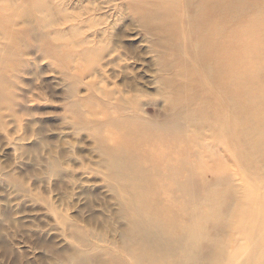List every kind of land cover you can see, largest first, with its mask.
I'll return each instance as SVG.
<instances>
[{
  "label": "bare ground",
  "instance_id": "6f19581e",
  "mask_svg": "<svg viewBox=\"0 0 264 264\" xmlns=\"http://www.w3.org/2000/svg\"><path fill=\"white\" fill-rule=\"evenodd\" d=\"M10 1L15 8L21 0ZM31 3L22 13L31 16L35 4L44 34L59 36L62 30L57 26L66 20L69 34L59 40L69 45L70 68L79 72H73L72 78L81 80L85 90L71 92L72 103L85 109L80 123L95 128L87 138L93 141L90 149L99 154L79 168L102 177L98 184L107 193L106 197L101 194L103 212L93 218L102 216L104 225L98 227L81 216L72 219L68 212L89 201L87 196H95L89 187L97 184L72 178L70 189L76 202L62 197L73 161L55 149L49 176L60 180L53 185L58 196L51 203L42 201L55 215L54 223L63 226L65 237L90 250L64 251L62 262H67L63 264H264V82L258 81L264 78V0ZM13 14L18 16L17 11ZM11 16L0 11V20ZM148 53L155 54L157 72L151 70L154 76L150 75L158 86L154 93L149 81L132 78L136 71L129 64L128 56L142 58ZM142 63L148 66L151 61ZM110 79L122 85L110 87ZM90 100L95 101L93 105L82 104ZM150 112L176 118L175 127L149 126ZM87 138L64 141L77 152L79 146H87ZM215 145L223 148L224 166L213 156ZM77 153L80 159L86 158ZM213 232L221 237L212 236ZM238 240L246 241V246H235ZM203 242L211 256L202 255ZM118 249L124 258L116 257ZM103 255L113 258H98Z\"/></svg>",
  "mask_w": 264,
  "mask_h": 264
},
{
  "label": "rangeland",
  "instance_id": "374dc122",
  "mask_svg": "<svg viewBox=\"0 0 264 264\" xmlns=\"http://www.w3.org/2000/svg\"><path fill=\"white\" fill-rule=\"evenodd\" d=\"M19 1L20 0H18V2ZM31 2L32 0H21L18 3L17 7L12 8V2L10 0H0V11L3 12V14H7L9 11V13L12 15L10 19L3 18V20H0V27H3L2 30H4L3 32L0 31V264H63L65 263L66 259H64V262H62L61 254L64 251L75 250L77 248L83 249V251L85 252H88L90 250L88 248H82L81 246H79V243L76 240L68 238L67 236V238L65 237V230L63 231L62 228L63 226L54 223L56 222L55 215L51 211L50 207L48 208V204L42 201V199L45 198L48 199L51 203L53 200L56 201L58 196L56 195V192H53V185L60 180L49 176L51 156L56 151H64L68 159H71L73 161V163H71L70 165L71 173L69 172L68 177L65 178L66 183H64V185L67 191L64 190L61 193L62 197H65L67 201L72 203L76 202V196L73 195V192L70 189L73 188V182H71L72 178H80L83 183L84 181H90L97 184L94 188L89 187L92 194L95 193V196H87V198H90L89 201H86L84 204L77 205L79 209L73 208L68 212L69 216H72V219H76V216H81V219L86 222L89 219L94 220L93 218H95V215L97 216L100 214V212H103V201L105 200L101 199V194L103 192V195L106 197L107 193L104 192L105 189L98 184L101 182L102 177L93 173H88L79 168L82 164L85 165L88 164V162H90L91 160H94L93 158H91V156L94 155L99 157V154L90 149L89 143L92 144L93 141L90 138H87L89 135L94 133L95 128H88L80 123L86 117L85 109L77 107L72 103L73 98H75L71 96L73 94V91L75 93H83L85 92V90L84 87H82L81 80L79 82L78 79L72 78L73 72L77 74L79 72L73 70V68L71 70L70 68L71 50L70 47L68 48L69 45L66 43V40H59L60 38L69 34L66 33V29L68 28L65 22L66 20H61L60 22H64V25H58V28L55 27L58 30H62H59V36L53 33L44 34L41 23L39 22V15L35 8V4L33 5L34 8H32L31 10V12L34 11L31 13V16H26L22 13V11L24 12V10L30 9V7L32 6H30V4H32ZM123 2H125V0H123ZM79 6L82 7L84 5L81 6L79 4L78 7ZM13 11H17L18 16H15V14H13ZM122 24L123 23L120 22L119 26L121 28H123ZM6 29H8L9 31L7 32L8 34H5L7 31ZM134 29L136 33L139 34V32H137V28ZM11 31H13L12 34ZM19 36L21 39L19 38ZM140 36L144 38L142 34ZM67 38L69 39V36ZM55 39H58L59 41L56 42ZM46 40L49 44L46 43ZM50 43H52V46L54 44V50L50 46ZM57 43H59V45ZM62 43L64 45H62ZM47 46L51 48H49L50 50L48 54L44 53V50L45 52L48 51ZM52 50L53 53L56 54L54 57ZM21 51L23 52V54ZM50 52L53 55H51ZM21 54V58L23 59V61L25 60L24 58H26L24 62H22V59L20 60L19 55ZM152 54L153 53H148V57L142 56V58H140V55L135 57H128L130 58L129 64H131V67L133 66L134 70L136 71V74L132 78L139 82L141 81V79L144 81H149L148 83L150 85H148L150 87V92L152 91L151 93H154V91L157 90L158 86L154 83V77H150V75L154 76V73L151 70L157 72V68L154 65L155 54ZM32 55H37V57ZM63 56H65V58ZM27 57H30V60ZM143 59H146L149 62L151 61V63L148 66H145L142 63ZM30 61L31 64L27 63ZM67 62L68 64H66ZM20 65H23L25 68L22 66L19 67ZM27 66H29V68L31 69H28ZM34 67L39 71H37ZM17 68L20 69L18 70ZM21 68L23 69L22 71ZM14 73H16L17 75ZM258 81L264 82V78L263 80L258 79ZM33 83L37 86L32 87ZM114 83L119 86L122 85L121 81H114L113 79H110L108 85L110 87H114ZM32 88H34V91ZM35 91L36 93H34ZM40 92L42 93V95ZM49 92H52L53 94H50ZM6 94L8 95V97ZM20 94L22 97L20 96ZM29 95H31L32 97ZM40 99L43 100L41 101ZM32 101L34 103H32ZM90 101L91 102L85 101L82 104L85 106L88 103L93 105V102H95L94 100ZM72 104L75 107H73ZM155 105V108L158 109L159 106L157 105L159 104L155 103ZM151 108H153L152 111L154 112L155 108ZM153 112L148 113L151 118L146 119L150 122L147 123L149 126L159 125L164 127V125L167 124L172 126L176 125V123L174 124V120L176 118L166 119L168 116L156 117ZM163 112L166 113L167 108L163 110ZM23 113L26 115H24ZM23 116L26 117L24 118ZM71 120H74L76 124H71ZM69 122L70 124H68ZM33 124L35 127L33 126ZM67 125L68 127H66ZM75 129L77 130L76 132H74ZM35 132L37 135L35 134ZM110 132L112 131L110 130ZM146 132L148 133L150 132V130ZM73 133L76 134L73 135ZM107 134H109V132ZM76 136L78 138H76ZM83 137L87 138L88 140L87 146H79L77 152L81 151L83 155L85 154L86 158L80 159V157L77 156L78 153L76 152V149H73L70 145H66L64 139L82 140ZM183 148H185V145H183ZM220 148L222 150H220ZM212 150H214L213 156H216L214 158L216 159L217 163H219L220 166H224L225 164L223 165L224 155H222V146L215 145L212 147ZM16 151L17 153L19 152V154H16L17 156L15 155ZM73 153L74 155H72ZM221 159L222 161H220ZM15 161L16 163H14ZM46 166L48 167V169L46 168ZM226 168L232 170L230 166H227ZM236 171L237 168L235 169V173ZM87 186L88 185H86V189L88 188ZM88 202L90 205L88 204ZM52 214L54 216H52ZM103 215L107 218L110 217L107 213ZM108 219L112 220L113 218ZM105 221L106 220H104L101 216L96 218L93 222L95 225L98 224V227H101L102 225H104L103 223H105ZM79 223L80 225L84 226L86 230H89L90 227H88L85 222L83 223L80 220ZM211 234H213L212 236L221 237L219 233L216 234L213 232ZM241 244L244 248L246 246V241L238 240L237 244L234 245L238 247ZM206 245L207 242H203L200 246L202 255L204 254L211 256V254L207 252L208 245ZM116 253L114 252L116 257L124 258V254L119 249ZM98 258H113V256L103 255V257Z\"/></svg>",
  "mask_w": 264,
  "mask_h": 264
}]
</instances>
